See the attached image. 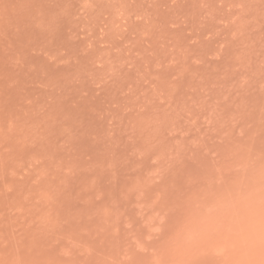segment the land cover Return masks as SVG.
<instances>
[{"label": "rangeland", "instance_id": "1", "mask_svg": "<svg viewBox=\"0 0 264 264\" xmlns=\"http://www.w3.org/2000/svg\"><path fill=\"white\" fill-rule=\"evenodd\" d=\"M0 264H264V0H0Z\"/></svg>", "mask_w": 264, "mask_h": 264}]
</instances>
